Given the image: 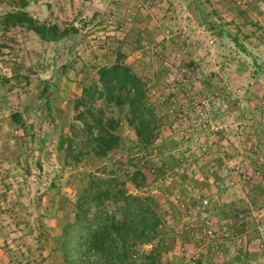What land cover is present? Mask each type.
I'll use <instances>...</instances> for the list:
<instances>
[{"label":"rangeland","instance_id":"374dc122","mask_svg":"<svg viewBox=\"0 0 264 264\" xmlns=\"http://www.w3.org/2000/svg\"><path fill=\"white\" fill-rule=\"evenodd\" d=\"M29 1L39 20L80 31L49 43L0 29V264H67L60 239L78 197L91 175L112 172L160 208L161 234L138 247L140 264L157 246L158 264H264V0ZM119 54L147 82L160 135L141 146L124 112L104 104L121 120V146L75 161L59 138L81 140L75 100ZM17 110L26 133L11 119ZM194 210L202 220L187 232Z\"/></svg>","mask_w":264,"mask_h":264},{"label":"trees","instance_id":"16d2710c","mask_svg":"<svg viewBox=\"0 0 264 264\" xmlns=\"http://www.w3.org/2000/svg\"><path fill=\"white\" fill-rule=\"evenodd\" d=\"M2 4L7 6L0 15V29L5 32L21 28L35 33L44 42L58 43L80 31L75 26L63 28L58 23L34 17L28 10L29 0H0V6ZM233 41L241 52L247 51L238 40ZM49 88V83L45 82L46 95L43 96L49 94ZM99 101H103V105H99ZM104 104L124 112L141 146L152 145L160 135V118L150 102L147 82L125 62L124 55L119 54L113 64L99 68L97 80L84 86L82 95L75 100V120L82 125L81 130L76 125L72 129L80 132L81 140L75 132L70 136L61 135L58 149L75 152V148L78 152L73 159L81 161L86 155L106 157L119 148L121 120L110 114ZM48 111L54 114L51 106ZM11 119L27 132L24 112L12 111ZM119 179L114 172L107 177L90 176L76 204L78 219L66 224L60 239L65 263L140 264L138 247L158 239L162 226L158 204L150 196L130 194L124 188L125 182ZM132 180L140 188L145 185L146 176L137 168ZM111 203L117 205L113 210L109 209ZM141 258L144 264H158L159 247L141 254Z\"/></svg>","mask_w":264,"mask_h":264},{"label":"built area","instance_id":"2783aa9c","mask_svg":"<svg viewBox=\"0 0 264 264\" xmlns=\"http://www.w3.org/2000/svg\"><path fill=\"white\" fill-rule=\"evenodd\" d=\"M208 204V201L207 200H203V207L205 208L206 210V206ZM197 210L201 209L200 207H197L196 208ZM200 214L203 218H206L207 217V220L204 221L205 222V227H206V240H210V242L212 243H217V241L219 239L218 238V233H217V230L212 226V222H211V219H210V216H209V212L207 211H203L201 209L200 211ZM188 221L187 223L185 224V230L187 232H190L192 230V227L196 226L199 224V222H201L202 218L201 216L197 213L196 210H194L192 213L188 214ZM221 230L223 231L222 235H228V228L226 226H222L221 227ZM222 248V247H221Z\"/></svg>","mask_w":264,"mask_h":264}]
</instances>
